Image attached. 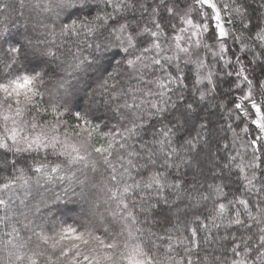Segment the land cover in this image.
Returning a JSON list of instances; mask_svg holds the SVG:
<instances>
[{"label":"clouds","instance_id":"clouds-1","mask_svg":"<svg viewBox=\"0 0 264 264\" xmlns=\"http://www.w3.org/2000/svg\"><path fill=\"white\" fill-rule=\"evenodd\" d=\"M256 108L264 0H0V264H264Z\"/></svg>","mask_w":264,"mask_h":264},{"label":"snow or ice","instance_id":"snow-or-ice-1","mask_svg":"<svg viewBox=\"0 0 264 264\" xmlns=\"http://www.w3.org/2000/svg\"><path fill=\"white\" fill-rule=\"evenodd\" d=\"M206 3H207V0H206ZM217 19H219V17H217ZM218 27L220 28L221 35H223L224 32H223L222 26L218 25ZM253 107H256V106L253 105ZM256 111H257V114L260 115V117H261L260 120L255 121L256 126L258 128L264 127V123H262V121H264V109L256 108ZM262 162H264V161H262ZM152 182L160 183L159 179H157L156 177L150 178L149 183H152ZM249 183H251V178H249ZM240 203L246 204L247 202L244 200H241ZM219 209H220V212L218 214L223 213V211L225 210V205L220 204ZM130 215H131V213H130ZM236 222L238 223L239 221H236ZM196 235H197V232L194 229L193 230V236H196ZM261 242H262V244H264V237H261ZM112 246L113 245H108V247H112ZM238 250H239V245H236V248L234 249V254H238ZM138 254H140V249L138 247H133L130 249L129 264H143V261L137 259ZM234 264H246V261L243 258H241L239 261H234Z\"/></svg>","mask_w":264,"mask_h":264}]
</instances>
